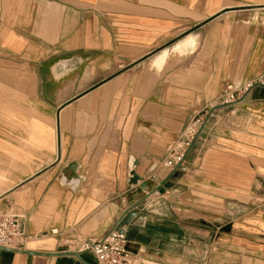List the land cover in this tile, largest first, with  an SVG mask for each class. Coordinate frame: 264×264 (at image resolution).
<instances>
[{
    "label": "crops",
    "instance_id": "crops-1",
    "mask_svg": "<svg viewBox=\"0 0 264 264\" xmlns=\"http://www.w3.org/2000/svg\"><path fill=\"white\" fill-rule=\"evenodd\" d=\"M260 76L264 0H0V212L30 237L0 264H98L50 230L101 238L134 210L133 264H264V87L160 165L225 83Z\"/></svg>",
    "mask_w": 264,
    "mask_h": 264
},
{
    "label": "built area",
    "instance_id": "built-area-1",
    "mask_svg": "<svg viewBox=\"0 0 264 264\" xmlns=\"http://www.w3.org/2000/svg\"><path fill=\"white\" fill-rule=\"evenodd\" d=\"M264 87V76L248 81L241 86L225 83L214 104L196 111L189 118L179 134L177 142L169 149L167 156L160 162L161 166L171 170L179 169L185 162L192 146L200 138L206 125L216 118V108L234 104L246 96L254 87ZM51 235H59L66 246V252L94 255L98 264H133L127 247L126 228L122 218L118 219L101 238H80L74 234L50 230ZM21 216L0 212V247L23 250L29 240Z\"/></svg>",
    "mask_w": 264,
    "mask_h": 264
},
{
    "label": "rangeland",
    "instance_id": "rangeland-1",
    "mask_svg": "<svg viewBox=\"0 0 264 264\" xmlns=\"http://www.w3.org/2000/svg\"><path fill=\"white\" fill-rule=\"evenodd\" d=\"M254 201H255V202H254L255 206H256V205H259V207H261V209L264 211V182H263L262 185H261L260 193H259L258 197H257ZM250 204H251V201H250V203L245 204L247 209L251 207ZM229 207H230V206H228V208H229ZM231 207H232V206H231ZM214 210H215V209H214ZM234 214H235V213H234ZM211 215H212L214 218H216V217H218L220 214H219L217 211H213V212L211 213ZM215 216H216V217H215ZM228 216H230L229 213H228ZM263 238H264V236L261 235V238H260L261 241H259V242H260L259 244H262V239H263ZM258 248H259L258 253H261V254H262V251H263L262 247L259 246Z\"/></svg>",
    "mask_w": 264,
    "mask_h": 264
},
{
    "label": "water",
    "instance_id": "water-1",
    "mask_svg": "<svg viewBox=\"0 0 264 264\" xmlns=\"http://www.w3.org/2000/svg\"><path fill=\"white\" fill-rule=\"evenodd\" d=\"M137 215V211L134 210V211H131L129 214H127L125 216V218L123 219V224H128L130 223V221ZM0 248H4V247H0ZM5 249H8V248H5ZM9 250H13V249H9ZM66 254H70V255H74V256H77V257H80V254L77 253V252H64Z\"/></svg>",
    "mask_w": 264,
    "mask_h": 264
}]
</instances>
